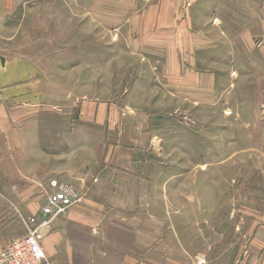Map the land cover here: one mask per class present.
Wrapping results in <instances>:
<instances>
[{
    "label": "rangeland",
    "instance_id": "rangeland-1",
    "mask_svg": "<svg viewBox=\"0 0 264 264\" xmlns=\"http://www.w3.org/2000/svg\"><path fill=\"white\" fill-rule=\"evenodd\" d=\"M4 20L39 93L19 130L21 175L0 176V255L58 182L97 216L96 242L136 264L254 263L264 0H20Z\"/></svg>",
    "mask_w": 264,
    "mask_h": 264
},
{
    "label": "crops",
    "instance_id": "crops-1",
    "mask_svg": "<svg viewBox=\"0 0 264 264\" xmlns=\"http://www.w3.org/2000/svg\"><path fill=\"white\" fill-rule=\"evenodd\" d=\"M19 1L0 0V176L4 180H16L17 175H21L16 155L17 149L20 151L21 148L19 130L38 109V103L32 100L39 93L36 72L25 57L6 49L4 42L7 40L3 38L6 13ZM178 39L180 42H177L182 44V38ZM214 43L206 41L204 46L210 47ZM14 186L17 187L16 182ZM67 209L53 220L51 231L40 241L45 254V260L40 264H136L132 257L105 251L96 242L98 234L94 225L97 227V224H90L89 220L97 216L91 215L86 206L73 205ZM4 240V237L0 238V251L6 246ZM257 243L253 264H264V243Z\"/></svg>",
    "mask_w": 264,
    "mask_h": 264
},
{
    "label": "built area",
    "instance_id": "built-area-1",
    "mask_svg": "<svg viewBox=\"0 0 264 264\" xmlns=\"http://www.w3.org/2000/svg\"><path fill=\"white\" fill-rule=\"evenodd\" d=\"M54 191L50 195L49 204L43 207L40 216L42 220L36 227L28 231V235L14 247H8L0 255V264H40L45 260L41 247V239L49 231L51 221L64 212L76 200L72 192L53 182ZM34 222V219H31Z\"/></svg>",
    "mask_w": 264,
    "mask_h": 264
}]
</instances>
